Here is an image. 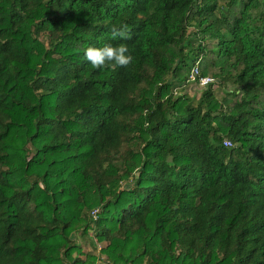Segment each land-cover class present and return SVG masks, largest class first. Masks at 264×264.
<instances>
[{
    "label": "trees",
    "instance_id": "obj_1",
    "mask_svg": "<svg viewBox=\"0 0 264 264\" xmlns=\"http://www.w3.org/2000/svg\"><path fill=\"white\" fill-rule=\"evenodd\" d=\"M97 260L264 264V0H0V264Z\"/></svg>",
    "mask_w": 264,
    "mask_h": 264
},
{
    "label": "clouds",
    "instance_id": "obj_2",
    "mask_svg": "<svg viewBox=\"0 0 264 264\" xmlns=\"http://www.w3.org/2000/svg\"><path fill=\"white\" fill-rule=\"evenodd\" d=\"M111 32L113 39L117 37L128 39L126 25L120 27L113 25ZM126 53H128V48L125 44H120L119 46L108 44L99 48L88 47L84 52V58L94 69H115L116 67H126L132 62L133 57Z\"/></svg>",
    "mask_w": 264,
    "mask_h": 264
},
{
    "label": "rangeland",
    "instance_id": "obj_3",
    "mask_svg": "<svg viewBox=\"0 0 264 264\" xmlns=\"http://www.w3.org/2000/svg\"><path fill=\"white\" fill-rule=\"evenodd\" d=\"M212 71L211 72H208V75H212ZM201 88H198V87H196L195 85H193V84H190L185 90H186V92H187V94H189L190 96H195V95H197V94H199V92L201 91L200 90ZM72 238H73V236H72ZM79 242H81L79 239H77ZM83 246H84V249H83V251L84 252H89V251H93V253H95L96 255H98V252H99V250H100V248H102L103 246L102 245H97V248L94 250H92V247L86 242H83ZM96 264H102L101 263V260H97L96 261Z\"/></svg>",
    "mask_w": 264,
    "mask_h": 264
},
{
    "label": "built area",
    "instance_id": "obj_4",
    "mask_svg": "<svg viewBox=\"0 0 264 264\" xmlns=\"http://www.w3.org/2000/svg\"><path fill=\"white\" fill-rule=\"evenodd\" d=\"M197 75H199V69H198L197 67H194V68L192 69L191 73H190V80H191V81H194V79H195V77H196ZM212 82H213V79H212L211 77H209V76L201 77V78L199 79V84H198V85H199V87L203 88V87L207 86L208 84H210V83H212ZM224 145H225V146H230V142H229V141H224ZM96 213H97V211L94 210V211L92 212V216L95 217Z\"/></svg>",
    "mask_w": 264,
    "mask_h": 264
}]
</instances>
